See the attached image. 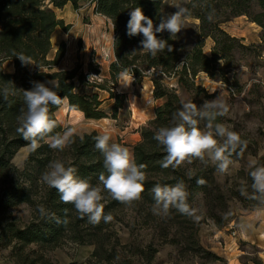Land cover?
Returning <instances> with one entry per match:
<instances>
[{
	"label": "trees",
	"instance_id": "16d2710c",
	"mask_svg": "<svg viewBox=\"0 0 264 264\" xmlns=\"http://www.w3.org/2000/svg\"><path fill=\"white\" fill-rule=\"evenodd\" d=\"M71 2L73 8H78L79 0H0V216L10 208L25 203L29 205L34 218L24 226L15 222L0 220V247L10 246V258L13 264H52L45 256L47 250L53 249L66 240L79 244H92L94 249L90 257L85 261L87 264H134L133 257H120L115 246L107 247L105 243L106 233L111 222L103 220L98 225L88 222L87 217L81 219L73 205L60 202L59 194L54 188L45 185L41 191V175L47 169L50 161L59 159L66 166H73L77 169L80 178L88 180L93 185L99 184V174L107 175L103 164V156L95 148L94 137L99 133L91 131L81 136L75 133L74 143L67 146L63 151L53 150L49 147L46 139L40 140V147L32 152L25 160L22 170L11 164V158L15 152L26 146L25 141L16 131L18 127L17 117L22 108L23 90H29L33 81L46 82L49 80L58 81L59 87L55 89L62 99L66 98L68 108L60 106H49V116L55 120L56 132H63L71 126L62 127L59 122L65 121L66 111L80 112L86 119H100L116 116L119 108L122 107L125 99L124 93H117L112 87H106L100 83L89 82L88 73L80 68L74 67L70 70L52 69L59 64L65 52V43L60 42L52 59L47 58L51 48V35L56 27L66 29L59 19L54 8H61L67 2ZM94 13L109 18L114 24L113 53L114 60L108 67L106 78L111 84H116L121 72L129 70L134 83H141L146 76V71L153 70L152 74L159 72L151 78L153 84V97L163 100L161 105L155 108V119L150 120L139 129L140 141L132 148L137 165L143 164L146 179L144 181V192L138 201L143 205L152 206L154 203L151 189L156 184L175 185L183 180L189 193L188 203L190 204L196 195L206 194L213 183L211 169H198L194 173H188L186 169L179 166L176 169L171 167L162 168L160 161L164 152L157 141L153 139L155 131L161 126L173 124V114L181 107L182 101L175 92L163 83L162 75L178 76V83L188 88L197 101L200 94L209 97L204 89L195 85L193 78L199 71L206 72L210 77L218 76L226 80L224 68L227 67L228 59L232 56L234 49L242 47L239 39L230 36L222 24L232 17L246 15L251 21L258 24L264 31V0H187L183 6L191 11L192 17L198 20L197 38L190 50L180 59L172 39L165 36L163 39L173 48L171 52L165 49L156 57L145 52L139 53L136 46L142 40V35L129 37L126 34V24L129 19V11L132 8L140 7L143 14L159 23V17L163 15L164 0H92ZM253 7L258 8L253 11ZM211 16V19H209ZM210 37L213 41L210 55L203 52V39ZM18 54L25 55L29 64L24 65L16 57ZM11 60L14 66L13 73H6L3 70V63ZM88 69L94 74L100 70L89 63ZM12 83H8V82ZM51 87V85H48ZM80 86H95L109 93V98H115L111 105L110 115L101 108L103 100L97 92L80 91ZM9 88L8 98L4 99L3 89ZM200 106L204 101H197ZM206 124V121L201 120ZM221 117H217L220 123ZM244 148L238 147L230 156L233 161L244 155ZM17 154V158L21 157ZM264 165V155L258 161ZM191 174V178H189ZM197 179H204V185H198ZM252 185L251 177L248 178ZM104 214H111L116 217V212L125 206L121 202L113 200L106 192ZM254 195V193L252 192ZM252 195V196H253ZM252 205L262 207L259 201L252 199ZM43 205L49 213L60 219L45 217L41 218L37 212V206ZM67 209V213H65ZM171 209L170 212H175ZM36 212V213H35ZM178 212V211H177ZM186 214L177 213L175 218ZM66 221V222H64ZM217 227L223 223L218 222ZM186 250L207 260L221 261L222 257L216 253L203 248L195 239L194 233L186 237ZM34 245V248H30ZM157 249L148 246L146 249H139L138 256L142 264H152ZM72 264H81L73 262Z\"/></svg>",
	"mask_w": 264,
	"mask_h": 264
},
{
	"label": "rangeland",
	"instance_id": "374dc122",
	"mask_svg": "<svg viewBox=\"0 0 264 264\" xmlns=\"http://www.w3.org/2000/svg\"><path fill=\"white\" fill-rule=\"evenodd\" d=\"M186 1L164 0L163 15L175 12L174 5L183 6ZM54 9L56 16L63 20L64 25L69 26L66 29L56 27L58 34L54 36V39L56 41L61 37V42L65 43V52L59 64L52 71L70 70L78 67L84 73H90L87 76L89 82L100 83L106 87H112V90L116 91L118 83L111 84L108 80L106 82V78H109L108 74L105 77V68L108 73L107 66L109 67L110 62L114 60L112 21L103 15L94 13L92 0H79V6L76 9L69 1L63 7ZM252 10L257 11L258 8L253 7ZM197 25V19L187 17L185 28L176 37H171L167 31L158 33L157 36L161 39L165 36L170 37L180 59H183L182 57L190 50L197 38ZM222 28L230 36L239 39V43L242 45V47L234 49L232 56L228 59L227 67L224 68L226 80H222L218 76L210 77L206 72L199 71L193 81L209 96L200 94L197 101H209L216 96L226 101L229 111L226 115L220 116V123L228 125L231 130L239 133L241 138L247 141V145L242 146L245 150L244 155L233 160L229 174L219 173L211 161L202 163L194 159L191 163L185 161L182 164L188 173H194L198 169L212 170L213 183L209 186L208 192L196 195L190 203L191 208L195 210V216L199 217L198 220L188 215L175 218L174 215L179 213L177 211L170 212L167 217L157 216L152 213V206L139 202H132L130 205L120 208L107 229L105 243L107 247L115 246L120 257H133L134 264H142L137 253L139 249H146L149 245L157 249L152 264H226L223 257L221 261H209L186 250L187 235L194 233L195 239L203 248L214 252L213 247L219 246L214 243L217 240L214 236L216 228H221L216 226L218 222H222L224 226L229 221L237 219L242 212L259 208L252 205L248 198L253 195V189L248 180L250 177L248 164L250 159L255 158L259 161L264 155V31L246 15L232 17L222 24ZM203 43V52L209 56L213 41L210 37H206L203 39ZM59 44L55 45L57 46L56 50ZM53 48L51 46L49 54H47L48 59H52L49 57L53 55ZM136 48L139 53L144 52L141 50L140 42ZM89 63L95 67H101V72L99 74L90 72ZM7 64L3 63V70L6 69ZM152 72L153 70L146 71L142 82L151 81L154 75L159 74V72L155 74ZM93 75L99 77L89 80V76ZM162 78L164 85L175 90L182 102L191 101L198 108L200 107V104L193 99L191 91L178 83V76L162 75ZM141 83H134V85ZM135 87L129 88L130 92L124 93L126 97L122 104L126 103V107L122 112L121 125L129 122L131 111H127V98L136 97L138 88ZM141 87L145 96L148 90L146 86ZM79 90L97 92L99 98L103 100L101 108L110 115L111 105L115 102V98H109V93L106 90L95 86H80ZM136 107L135 104V113ZM150 120L140 125L138 130ZM67 121L70 120L67 118ZM72 123L74 124L72 128L79 136L89 133L87 131L93 127V123L88 120H78ZM61 124L62 127H66L65 121ZM205 125L200 121L199 127L202 130ZM124 126H128V124H124ZM116 143L121 144L118 136ZM18 153L22 154L20 158H17ZM29 153L26 146L19 148L11 158V164L22 170ZM44 187L45 184L40 183L41 191ZM32 218H34L33 210L25 203L8 208L0 216V220L15 222L19 226L26 225ZM219 242L223 244L221 241ZM29 247L34 248L35 246L30 245ZM10 249V246L0 247V264H13L10 258ZM93 249L94 245L92 244H79L66 240L59 246L47 250L45 256L52 264H72L73 262L87 264L85 261L90 257ZM252 259L253 263H257L258 260L255 256Z\"/></svg>",
	"mask_w": 264,
	"mask_h": 264
},
{
	"label": "clouds",
	"instance_id": "9594fccd",
	"mask_svg": "<svg viewBox=\"0 0 264 264\" xmlns=\"http://www.w3.org/2000/svg\"><path fill=\"white\" fill-rule=\"evenodd\" d=\"M174 8L175 12L161 15L159 23L155 25L153 19L145 16L140 7L132 8L128 13L126 34L129 37L142 35L141 50L152 57H156L165 49L171 52L172 46L166 40L158 38L157 34L167 31L171 37H176L185 28V19L191 15L187 7L177 4ZM113 40L115 43L114 38ZM16 57L22 64H29L25 55L18 54ZM120 76H129V70L125 69ZM98 77L89 76V80ZM132 79L121 85L127 87ZM58 87L59 83L55 80L33 81L29 90H23L25 107L21 109L17 117L16 131L29 142L26 145L29 151H36L40 147V140L45 138L49 147L57 151H63L74 143L75 130L72 128L53 134L57 123L49 116V106H60L66 101V98L62 99L55 90ZM9 91L7 87L3 89L4 99L8 98ZM228 111L226 101L219 96L205 101L199 108L191 101L182 102L181 107L173 114V124L159 127L153 136L164 152L160 166L176 169L185 161L191 163L192 160L197 159L202 163L211 161L219 173L229 174L230 165L233 164L230 159L231 154L238 147L246 146L247 141L243 140L239 133L231 130L228 125L216 122L217 117L226 115ZM201 120L206 121L203 130L199 127ZM80 138L83 139L82 136ZM94 140L95 148L103 156V164L107 170V175L103 172L99 174L98 185L80 178L75 167L66 166L59 159L49 162L47 169L41 175V183L54 188L59 194L61 203L73 205L81 219L87 217L89 223L98 225L102 220L109 223L114 219L110 213L104 214V204L101 201L105 197L102 193L106 192L113 200L130 205L142 198L146 176L143 171L145 165H137L127 147L110 142L111 137L108 133L98 134ZM248 167L254 193L252 199L264 204V165L252 158ZM205 183L204 179H197L198 185L202 186ZM151 192L154 200L151 211L154 215L167 217L171 209H176L182 214L199 219L188 203L189 193L183 180H179L175 185L156 184ZM64 211L67 213L68 210ZM37 212L41 218L49 217L56 219L57 223L61 222L43 205L37 206ZM239 227L247 230L251 228V225L242 223Z\"/></svg>",
	"mask_w": 264,
	"mask_h": 264
},
{
	"label": "crops",
	"instance_id": "0c3cea01",
	"mask_svg": "<svg viewBox=\"0 0 264 264\" xmlns=\"http://www.w3.org/2000/svg\"><path fill=\"white\" fill-rule=\"evenodd\" d=\"M57 34V28H55L51 35V46L54 47L53 55H51L49 58H53L57 48L55 45H58L62 41L59 35L58 40L55 41L54 36ZM5 62L8 64L4 71L6 73H12L14 71L13 62L10 60ZM99 70L101 72V67H99ZM107 74V69L105 68V77ZM130 78L133 77L130 75L121 77L119 75L117 80L118 89L114 91L117 93H128L130 92L129 88L132 89L138 85L135 87L138 88L136 97H133V99L130 97L127 98V111H131V114L129 117V122H125L124 124H128V126H124V124L121 125L120 123L122 118L121 116H123L122 112L126 107V103L118 109L116 116H109L100 119H86L83 114L81 115L80 112L73 110H70L69 112L66 111L65 125H69L72 128L74 125L72 122L78 120H88L93 123V127H91V129L87 132L96 131L99 134L108 133L111 137L110 142L113 143H116V138L118 136L120 138L121 145L127 147L132 153L133 145H135L140 140V134L138 130L139 126L145 123L147 120L153 119L155 115V108L161 104V99H155L153 97V86L150 80L148 82H142L141 84L134 85L132 79V82L130 85H128V87L121 85ZM141 86H146L148 90L145 96L142 93ZM135 104L137 105L136 113L134 109ZM62 107H66V110L69 109L67 100L61 104L60 108ZM67 118L71 122H66ZM59 122L62 123L61 121ZM242 223L245 225L250 224L251 228L242 230L239 227V225ZM233 230L236 231V236L231 235ZM214 236L217 238L216 242L214 243L218 244L219 246L213 247L212 250L217 255L223 257L226 261V264H264V206L242 212L237 219L229 221L221 228H216ZM219 241H221L223 244H220ZM253 256H255L258 260L257 263H253Z\"/></svg>",
	"mask_w": 264,
	"mask_h": 264
},
{
	"label": "built area",
	"instance_id": "2783aa9c",
	"mask_svg": "<svg viewBox=\"0 0 264 264\" xmlns=\"http://www.w3.org/2000/svg\"><path fill=\"white\" fill-rule=\"evenodd\" d=\"M231 235H232V236H236V231L233 230V231L231 232Z\"/></svg>",
	"mask_w": 264,
	"mask_h": 264
}]
</instances>
